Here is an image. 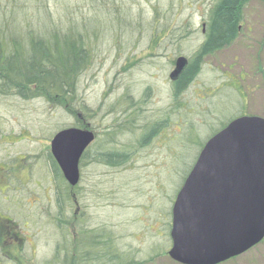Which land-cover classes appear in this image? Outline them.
<instances>
[{
  "label": "rangeland",
  "instance_id": "1",
  "mask_svg": "<svg viewBox=\"0 0 264 264\" xmlns=\"http://www.w3.org/2000/svg\"><path fill=\"white\" fill-rule=\"evenodd\" d=\"M61 1L46 3L54 22ZM73 2L85 16L92 15L87 0ZM217 2L133 0L137 10L131 23L118 30L111 25L93 38L92 63L78 95L90 110L84 123L94 128L95 140L81 165L74 207H59L48 157L49 134L74 120L64 110L53 112L46 101L0 96V225L5 224L0 226V264H66L65 250L79 245L81 229L91 235L110 233L118 252L135 264H178L168 256L172 208L201 145L241 113L264 118L260 0L244 7L238 38L203 57L198 76L174 101L175 63L185 58L188 67L195 60ZM130 105L137 112L132 134L139 142L145 137L135 146H128L129 134L116 124ZM154 123L160 126L150 132L147 126ZM115 150L125 155L117 169L94 160L97 151ZM15 235L23 241L18 243ZM222 264H264V241Z\"/></svg>",
  "mask_w": 264,
  "mask_h": 264
},
{
  "label": "trees",
  "instance_id": "2",
  "mask_svg": "<svg viewBox=\"0 0 264 264\" xmlns=\"http://www.w3.org/2000/svg\"><path fill=\"white\" fill-rule=\"evenodd\" d=\"M9 1L13 4L12 9H8V2L0 0V8L2 7L4 12L6 9L8 11V13L0 11V96H17L23 100L46 101L48 106L53 108V112L64 110L68 113L74 120L70 127L89 128L90 125L85 124L84 121H87L90 110H87L78 94L80 93V82L92 63V40L111 25L113 28L117 27L118 30V28L127 26L128 22L131 23L133 15L136 14L135 9L137 10L132 4L133 0L129 1V4L124 1L118 2L119 0H87L90 3L89 10L93 11L89 16L80 12V8L73 0H62L60 12L56 11L60 16L57 22L53 20V11L46 6L48 0ZM251 1L218 0L208 18L206 41L202 44L195 60L174 83V101L184 94L183 92L198 76L203 57L230 46L238 38L240 25L243 23V9ZM43 23L44 27L41 30ZM145 93L147 97L149 90ZM135 101L139 102L136 98ZM134 106L130 105L128 114L125 112L116 121L117 130L129 134L128 146H135L137 142L140 145L145 140V137H142L139 142V139L132 134V123L135 120L134 117L137 116V112L132 109ZM246 115L241 113L222 124L219 130L222 131L232 121ZM159 126V123H154L147 127H150V132H156ZM123 127L125 130H122ZM66 128L69 127L53 129L49 138H53L59 131ZM217 133L212 134L209 139ZM207 142L201 145L200 152ZM88 154L89 151L83 160ZM199 154L186 177L193 169ZM48 157L57 186L56 197L59 207L61 209L63 206L74 207L78 202V196H76L78 187L72 189L64 180L53 157L50 154ZM94 158L95 161L101 159L109 167L116 169L125 163V155L117 153L116 150L103 153L97 151ZM83 160L81 165L84 164ZM186 177L183 180L184 183ZM58 221L61 225L68 224V221ZM4 225L1 224V226ZM80 235L79 245L75 248L72 245L71 249L65 250L64 263L101 264L107 261V264H126L125 259L127 258V264H135L127 254L118 252L110 233L104 231L103 235L99 233L91 235L87 229H81ZM15 240L18 243L23 241L19 236H16ZM80 246L82 250L79 252ZM7 250L8 248H5L4 251ZM58 257L56 256L55 259Z\"/></svg>",
  "mask_w": 264,
  "mask_h": 264
},
{
  "label": "water",
  "instance_id": "3",
  "mask_svg": "<svg viewBox=\"0 0 264 264\" xmlns=\"http://www.w3.org/2000/svg\"><path fill=\"white\" fill-rule=\"evenodd\" d=\"M187 67L179 58L171 79ZM95 140L69 128L51 141V155L71 188L80 161ZM172 247L178 264H222L264 241V119L232 121L202 149L172 208Z\"/></svg>",
  "mask_w": 264,
  "mask_h": 264
},
{
  "label": "flooded vegetation",
  "instance_id": "4",
  "mask_svg": "<svg viewBox=\"0 0 264 264\" xmlns=\"http://www.w3.org/2000/svg\"><path fill=\"white\" fill-rule=\"evenodd\" d=\"M252 1H253V0H252ZM252 1H251V2H252ZM242 26H243V24H242V25H240V28H241ZM204 27H205V26H204ZM0 226H1V225H0Z\"/></svg>",
  "mask_w": 264,
  "mask_h": 264
}]
</instances>
